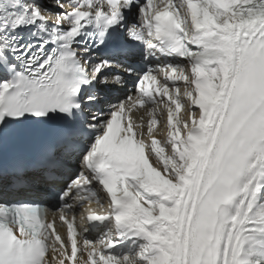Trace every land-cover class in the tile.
I'll use <instances>...</instances> for the list:
<instances>
[{
	"label": "snow or ice",
	"instance_id": "6c2138e0",
	"mask_svg": "<svg viewBox=\"0 0 264 264\" xmlns=\"http://www.w3.org/2000/svg\"><path fill=\"white\" fill-rule=\"evenodd\" d=\"M54 7L0 0V264H264V0Z\"/></svg>",
	"mask_w": 264,
	"mask_h": 264
},
{
	"label": "bare ground",
	"instance_id": "6f19581e",
	"mask_svg": "<svg viewBox=\"0 0 264 264\" xmlns=\"http://www.w3.org/2000/svg\"><path fill=\"white\" fill-rule=\"evenodd\" d=\"M45 3L47 6H49V3H48V0H46ZM161 120V123L160 125L157 126L156 130H158V133H156V130H155V134L158 138H165V136L167 135V131L166 129L164 128V121H166V116H164L163 119H159ZM165 141V140H164Z\"/></svg>",
	"mask_w": 264,
	"mask_h": 264
}]
</instances>
